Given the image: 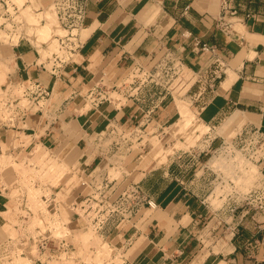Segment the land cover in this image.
I'll use <instances>...</instances> for the list:
<instances>
[{
	"label": "crops",
	"instance_id": "crops-1",
	"mask_svg": "<svg viewBox=\"0 0 264 264\" xmlns=\"http://www.w3.org/2000/svg\"><path fill=\"white\" fill-rule=\"evenodd\" d=\"M10 1L20 21L13 23V71L8 78L24 89L22 97L28 102L22 106L20 98H14L13 114L0 120V163L6 161L2 156L14 158L32 146L54 150L61 146L64 151L68 144L81 150L80 165L92 167L102 158L87 151L88 137L112 123L145 122L146 116L147 129L160 131L174 124L180 119L177 97L192 90L195 95L197 75L213 67L215 60L223 74L214 93L203 96L205 103L190 95L196 120L214 132L239 111L246 119L242 128L256 126L264 131V0H241L236 14L223 19L219 0H91L83 25L64 45L48 23L55 18L49 10L53 0H24L23 17ZM55 41L62 55L53 50ZM197 41L214 46L215 52H202ZM166 52L181 65L180 74L168 86L147 85L138 93L132 91L134 95H120L119 101L112 97L91 104L86 99L96 85L109 88L133 64L151 66ZM38 90L46 95L39 97ZM210 132L204 133L202 147L177 150L169 157L170 149L158 152L159 160L167 157L161 164L153 159L135 164V149L126 156L135 154L126 165L128 178L137 177L156 203L154 209L142 207L130 220L104 228L102 236L115 248L131 251L132 259H126L130 264H264V217L244 216L242 228L234 235L230 232L219 246L202 227L211 216L204 196L215 174L202 156L225 140ZM258 166L264 174V161ZM2 185L0 228L6 222L1 214L10 201ZM5 235L0 232V248L7 242Z\"/></svg>",
	"mask_w": 264,
	"mask_h": 264
},
{
	"label": "rangeland",
	"instance_id": "rangeland-1",
	"mask_svg": "<svg viewBox=\"0 0 264 264\" xmlns=\"http://www.w3.org/2000/svg\"><path fill=\"white\" fill-rule=\"evenodd\" d=\"M13 2L19 6V13L23 16L24 11L20 6L22 7L24 0H13ZM10 3H12L10 0L0 1V14L5 13V8L10 11V13L2 15L3 19L0 18V65H2L0 68L3 67L1 69H4L2 78L4 80L1 79L0 83L1 121L8 120L13 114L15 99L20 98L22 106H26L28 102L27 99L22 97L24 89L13 85L8 78L9 73L13 71L11 63L13 57L10 48L15 41L13 23L20 21V15L16 14L13 4L11 7ZM26 10H28V7ZM49 10L55 17L52 20L48 19V23L54 26V34L64 35L65 31L61 29L58 23L53 5ZM14 13L16 16H14ZM53 50L58 55L63 54L56 41ZM127 71L119 79L114 80L113 84L118 85L122 82ZM105 76L108 79L111 78L108 72L105 73ZM196 86L197 83L195 82V88H197ZM193 93L192 90L185 97H177L176 102L180 110V119L160 131L152 129L148 134H144L141 145H145V147L140 148L137 146L134 150L136 155L133 153L129 157L123 158L125 165L128 166L130 164L134 155L135 158L132 161H136L135 164H139L140 161L142 165L151 159L156 164H161L174 151L192 150L196 146L202 147L201 141L204 133L210 131L202 121L196 120L195 112L190 110V95H193ZM109 96H112L115 101L120 100V96L114 92L110 93ZM174 97L176 96L174 95ZM87 105L90 104L87 102ZM185 108L188 109L187 112L184 110ZM238 112H233L215 129V133L211 131L209 134L222 135L226 141H229V137L234 136L236 132L241 130L242 123L246 121L243 116V121L234 120V114ZM73 133L74 131H69V134ZM91 140V137H88L87 144L91 143ZM37 146L41 145L23 150L21 155H17L14 158L2 156L6 161L0 163V183L7 189L6 194L10 201L5 209L6 212L4 211L1 214L6 222L0 230L6 234L5 240H10L9 243L12 246L8 250L9 253L0 250V264H35L41 262H45V264H125L126 259L131 260V251L126 252V248H115L107 238L102 236L105 235L104 228L106 225L100 233V231L96 232L94 228L89 226H78L80 222H76L73 219L75 215L69 204L80 189L78 185L81 180L77 171L80 169L78 156L81 150H78L77 146L72 148L68 144L64 151H61V146L57 150ZM171 147L173 148L171 149ZM165 149H170L172 152L165 159L159 160L156 155ZM37 153L41 156L39 157ZM53 161L56 165H48ZM112 161L114 162L115 159H112ZM202 161L207 162V166L216 172V175L214 174L209 178L208 189L204 196L205 204L210 211V219L215 217V220L213 223L210 222L207 227V222L210 220L207 218L202 227L205 226L206 234L208 233L210 237L214 238L213 243L219 246L225 243L223 239L229 235L232 229L235 234L239 228H242L241 223L244 218H240V214L245 207L239 206L241 205L240 197L258 184L261 174L259 164L246 160L237 149L234 152H230L229 149L224 147L218 149L210 147L207 154L202 156ZM105 162V159L96 161V164L92 165V167L102 165ZM132 164L134 166V162ZM92 167L88 165V169ZM21 168L25 171L21 170ZM248 171L249 174H247ZM112 174L119 179L121 177L118 171L112 172ZM135 180L137 181V177ZM15 184H17L16 187ZM30 188L37 192L35 193V198H32L37 202L35 203L36 205L34 204V207H37L34 212L31 209L32 206L30 208V201L33 202L31 200L32 193H29L32 192ZM22 196L23 200H25V205L20 207L17 199L22 198ZM232 208L234 210L229 211ZM245 209H248V205H246ZM249 211L248 215L253 213L250 209ZM36 216L37 218L39 216V218L37 219ZM232 222H237L233 228ZM58 228L61 229L59 230ZM20 233H22L21 238L19 237ZM37 233L45 236L65 237L70 251L67 254L57 253L52 255L39 253L35 246H30V240L27 237L25 238L26 235ZM81 235L82 237H80Z\"/></svg>",
	"mask_w": 264,
	"mask_h": 264
},
{
	"label": "built area",
	"instance_id": "built-area-1",
	"mask_svg": "<svg viewBox=\"0 0 264 264\" xmlns=\"http://www.w3.org/2000/svg\"><path fill=\"white\" fill-rule=\"evenodd\" d=\"M90 2L91 0H53L52 5L56 18L61 29L65 31L64 35L58 37L63 39L60 42L62 45H64L63 41L75 36L77 30L83 25ZM241 3V0H219L220 17L223 19L225 16L236 14L237 6H241ZM10 5L12 7V3ZM187 8L188 5H185L183 11H186ZM8 12L10 13L8 8H5V13L2 14L5 15ZM196 44L199 45L202 52H215L216 50L214 46L206 43L199 44L197 41ZM128 70L124 76V80H127H122L118 85L112 84L111 87L105 89L98 84L88 92L86 99L91 104H96L99 101L112 98V96H109L112 92L127 97L134 95L133 92L138 93L147 85L163 84L168 86L180 74L181 65L180 61L176 60L171 52H166L158 57L151 66L137 63L133 64ZM222 74V67L219 61L215 60L213 67L206 70L203 75H197V88L195 95L192 97H195V99L201 98L204 100L202 102L205 103L207 97L203 96H206V94L210 96L214 93ZM128 86H131L132 89L129 90ZM37 94L42 97L46 95V92L38 90ZM145 118H147L145 122L134 125L126 123L109 124L104 131L95 134L92 136L93 138L91 137V143L87 144V151L94 152L96 157L104 158L106 162L91 169H88V165L79 166L78 174L81 181L78 186L80 189L69 204L75 215L73 219L80 222L78 226H89L94 228L96 232L100 231L101 233L105 225H115L120 221H128L142 207L149 209L156 207L154 200L142 190L139 182L128 178L129 172L123 163V158L128 156L137 146L140 148L145 147V145H141L143 135L152 130L147 129L148 116ZM221 147L229 149L230 152L237 149L246 160L260 164L264 161V131L256 126L242 128L229 141L222 140L218 148ZM112 159H115V161L113 162ZM115 171L120 172V179L113 176L112 172ZM260 174L258 184L240 197L241 205L239 206L246 208V205H248V209L243 208L240 218L248 215L250 213L249 209L253 212V215L264 217V174L261 171ZM16 186L17 184H15ZM2 187L5 191L7 190L3 185ZM18 201L20 207L25 205L23 196L20 199L18 198ZM233 210L234 208L229 209V211ZM22 233H20V238ZM231 234L234 235L233 229ZM34 235L29 234L25 238L27 237L31 242L30 246H35L41 254L48 253V255H52L70 251L65 237L45 236L38 233ZM9 242L10 240L0 250L9 253L8 250L12 246ZM125 264L130 263L126 260Z\"/></svg>",
	"mask_w": 264,
	"mask_h": 264
},
{
	"label": "bare ground",
	"instance_id": "bare-ground-1",
	"mask_svg": "<svg viewBox=\"0 0 264 264\" xmlns=\"http://www.w3.org/2000/svg\"><path fill=\"white\" fill-rule=\"evenodd\" d=\"M23 14H25V13H23ZM27 16H28V15H27ZM22 17H23V16H22ZM46 17H47V16H46ZM46 17H45V18H46ZM25 18H26V17H25ZM30 18H31V17H30ZM49 18H50V17H49ZM50 19H51V18H50ZM35 22H36V21H35ZM46 24H47V23H46ZM237 26H238V25H237ZM43 34H44V33H43ZM2 64H3V63H2ZM0 66H2V65H0ZM4 66H5V65H4ZM1 68H3V67H1ZM1 68H0V83H1L2 80H4V79H2L3 76H4V71H3L4 69L2 70ZM1 79H2V80H1ZM183 108H184V107H183ZM182 110H183V109H182ZM184 110L187 112L188 109L185 108ZM184 113H185V112H184ZM187 116H188V115H187ZM234 120L243 121L244 118H243L242 115L238 112V113H235V114H234ZM89 139H90V138H89ZM166 151H167V150H166ZM163 152H164V151H163ZM37 154H38L39 157L41 156V155H39V153H37ZM162 154H163V153H162ZM163 157H164V155H163ZM50 164H51V165H56L54 161L51 162V163H49L48 165H50ZM57 164H58V162H57ZM48 165H47V166H48ZM14 167H15V166H14ZM19 169H20V168H19ZM21 170H24V169L21 168ZM24 171H25V170H24ZM77 172H78V171H77ZM26 173H27V172H26ZM27 174H28V173H27ZM247 174H249V171H248ZM246 178H247V177H246ZM233 181H234V180H233ZM247 182H248V181H247ZM30 189H31V188H30ZM66 189H67V188H66ZM31 190H32V192H29V193H32L31 200H33L32 198H35V193H37V192H35V191H36L35 189H34L35 191H33V189H31ZM31 190H30V191H31ZM66 192H67V191H66ZM27 194H28V193H27ZM30 195H31V194H30ZM30 195H29V196H30ZM36 196H37V195H36ZM25 198H26V197H25ZM59 198H60V197H59ZM29 199H30V198H29ZM17 200H18V199H17ZM35 201H36V200H33V202L30 201V208H31V206H32L31 209H32L33 212L35 211V208H37V207H34V204L37 203V202H35ZM16 203H17V202H16ZM35 205H36V204H35ZM15 207H16V206H15ZM41 207H42V206H41ZM5 212H6V211H5ZM11 212H12V211H11ZM35 215H36V212H35ZM31 217H32V216H31ZM33 217H34V216H33ZM36 218H37V216H36ZM36 218H34V219H36ZM38 218H39V216H38ZM38 218H37V219H38ZM10 219H11V218H10ZM40 220H41V219H40ZM40 220H39V222H40ZM46 220H47V219H46ZM35 222H36V220H35ZM39 222H38V223H39ZM34 224H35V223H34ZM56 229H57V228H56ZM58 229H59V228H58ZM60 229H61V228H60ZM60 229H59V230H60ZM53 232H55V231L53 230ZM61 232H63V231H61ZM61 235H62V234H61ZM80 237H82V235H81ZM79 251H80V250H79ZM104 251H105V250H104ZM63 253H64V252H63ZM14 257H15V256H14ZM22 258H23V257H22ZM24 258H25V257H24ZM27 261H28V260H27ZM70 262H71V261H70Z\"/></svg>",
	"mask_w": 264,
	"mask_h": 264
}]
</instances>
